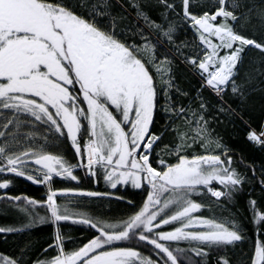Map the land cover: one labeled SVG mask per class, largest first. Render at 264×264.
Instances as JSON below:
<instances>
[{"label":"snow or ice","instance_id":"obj_1","mask_svg":"<svg viewBox=\"0 0 264 264\" xmlns=\"http://www.w3.org/2000/svg\"><path fill=\"white\" fill-rule=\"evenodd\" d=\"M116 4L124 9L121 0ZM131 6L136 24L125 22L112 0H0V189L12 183L5 173L48 188L43 202L0 196L5 211L27 218L21 227H0V234L48 219L96 230L66 251L57 227L44 249L55 255L35 264H197L189 253L207 264L213 252L249 238L234 216L203 211L226 210L254 179L264 187V39L240 31L249 20L243 9L254 6L243 0H132ZM147 8L162 9L159 23ZM186 31L190 40L181 39ZM252 49L258 62L248 58ZM180 64L198 80L194 95L177 81ZM213 123L230 127L239 147ZM64 143L79 157L76 165L53 154ZM248 147L262 154L259 168L245 163ZM76 167L112 189H143L147 198L142 206L128 201L133 211L118 223L72 213L57 203L53 182L76 181ZM248 207L257 237L249 261L264 264V201L251 199ZM172 242L189 247L172 248ZM148 246L147 255L139 250ZM25 255L0 256V264H24ZM216 264L232 262L218 256Z\"/></svg>","mask_w":264,"mask_h":264},{"label":"trees","instance_id":"obj_2","mask_svg":"<svg viewBox=\"0 0 264 264\" xmlns=\"http://www.w3.org/2000/svg\"><path fill=\"white\" fill-rule=\"evenodd\" d=\"M142 2H147V0H142ZM155 3L156 0H151ZM179 4V0H175ZM245 4L249 6H254L252 11L243 9L244 14L249 17L248 22L245 23L244 27L240 30L242 34L248 36L249 38H254L257 42L264 39V19L260 17L261 10H264V0H243ZM115 7V12H122L126 17L125 22H130L136 24L135 13L136 10L131 6L132 0H121L124 5V9H121L116 1L112 2ZM211 3V0H209ZM149 15L157 23L160 22V11L162 9L158 8H147ZM142 24L143 22L140 21ZM192 33L186 31L181 33V39H191ZM187 51V49L185 50ZM249 60L259 61L260 54L256 49H252L248 53ZM179 64V61H176ZM255 68L256 65H251ZM177 81L180 86L188 90L191 94H195L196 89L199 87L197 78L191 76V74L186 73L184 66L179 65L178 68ZM205 95L210 96L211 94L207 91ZM214 100L215 98L212 97ZM187 102L185 98V103ZM161 123H164L162 120ZM212 127L224 136L225 140L232 144L233 147H239V145L230 138L231 128H225L224 126L212 124ZM197 151L200 149L197 147ZM61 154L63 155L71 164L76 165L78 163V158L76 157L74 150L72 149L70 143H64L61 148ZM59 154V153H53ZM166 159H174L165 157ZM262 154L256 149L251 147L246 148L244 152L245 163H253L257 168H259L261 162ZM238 169L243 172L245 171L242 165H236ZM73 174L78 177L76 181L70 179H64L62 177L55 178L53 182V187L57 190V203L63 208L67 207L72 213H80L84 216L91 218L93 221H103L105 223H118L123 219L127 218V214L133 211V208L128 203L131 201L137 206H142L143 202L147 198L146 192L143 189H134L131 184L127 186L118 185L117 189H112L110 185L106 184L104 180L100 177H92L86 174L83 168L76 167L73 170ZM9 179L12 180L10 188L8 190L0 189V196L5 194L8 196H26L30 199H34L40 202L46 200L48 193V188L43 183H33L28 181L24 177H14V174L5 173ZM251 176V173H248ZM64 189H70L61 195V191ZM98 191L107 192L109 196L103 197H88L80 195L81 192ZM116 197H123V199H116ZM199 202L198 197H193ZM251 199L257 200L258 205L261 201H264V187L260 185L258 180H252L249 184L245 186V191L237 198L235 204H227L226 210L220 211L216 209L214 212H209L207 210L203 211L205 217L211 215H216L217 217H229L234 216L238 222H242L246 228L248 239L237 247H230L220 252H213L209 255L207 259V264H216L218 256H227L232 264H250L249 255L253 250V245L256 240V229L255 226L250 222L251 211L248 207V201ZM6 205L3 201H0V227L15 226L21 227L23 224L27 223V218L22 214L18 213L16 209L8 207L5 211ZM35 211L39 216H46L44 208L36 207ZM199 214V213H198ZM225 214V215H223ZM73 219H78L74 216ZM59 227L61 234L63 235L65 242V250L71 251L72 248L80 246L82 243L87 242V240L92 237L96 230L90 228L86 224L73 223L72 219L68 221H60L58 224L48 219L44 223H35L30 229H26L20 233H9L0 234V256H6L14 259L21 258L22 250H25L26 255L23 257L24 264H35L39 260L45 258H50L55 255L52 249L48 252H44V249L48 247L50 243H54L55 231ZM165 230L171 231V226H165ZM176 246L188 248L189 246L180 242L178 245L172 242L170 247L174 248ZM140 251L144 254H149L151 252V246L140 247ZM154 255V254H153ZM192 260L197 261L199 264L200 258L195 257L194 254L189 253ZM155 258V257H154ZM182 257H178V260L182 261Z\"/></svg>","mask_w":264,"mask_h":264},{"label":"rangeland","instance_id":"obj_3","mask_svg":"<svg viewBox=\"0 0 264 264\" xmlns=\"http://www.w3.org/2000/svg\"><path fill=\"white\" fill-rule=\"evenodd\" d=\"M113 1L115 2L116 0H112V2ZM0 119H2V118H0ZM9 127H11V126H9ZM0 130H2V129H0ZM26 131H28V129H26V128L25 129H21V132H26ZM6 135H7V133H6ZM59 154H61V152H59Z\"/></svg>","mask_w":264,"mask_h":264},{"label":"flooded vegetation","instance_id":"obj_4","mask_svg":"<svg viewBox=\"0 0 264 264\" xmlns=\"http://www.w3.org/2000/svg\"><path fill=\"white\" fill-rule=\"evenodd\" d=\"M77 157V156H76ZM78 159H79V157H77ZM223 215H225V214H223Z\"/></svg>","mask_w":264,"mask_h":264}]
</instances>
